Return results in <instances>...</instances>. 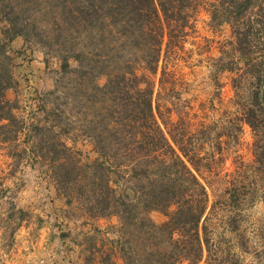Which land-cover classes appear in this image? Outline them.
<instances>
[{
	"label": "trees",
	"instance_id": "16d2710c",
	"mask_svg": "<svg viewBox=\"0 0 264 264\" xmlns=\"http://www.w3.org/2000/svg\"><path fill=\"white\" fill-rule=\"evenodd\" d=\"M192 2L0 0V140L15 141L24 128L15 111L19 99L10 96L20 85L21 50L12 43L21 37L25 48H44L47 61L56 55L61 79L75 75L72 89L91 103L93 115L77 123L61 105L58 123L38 126L59 138L39 143L67 204L77 202L94 218H116L112 250L124 264H231L217 255L209 220L229 211V226L237 230L252 196L248 181L219 170L245 123L254 134L253 172L264 177V0L210 3L211 23L231 28L216 66L232 73L236 106L217 135L210 123L189 128L169 114L177 90L167 64L194 28ZM65 84L61 96L68 105ZM69 137L92 147L70 145ZM154 210L167 219L154 220ZM93 249L87 261L96 258ZM112 254L101 256L102 264H113Z\"/></svg>",
	"mask_w": 264,
	"mask_h": 264
},
{
	"label": "rangeland",
	"instance_id": "374dc122",
	"mask_svg": "<svg viewBox=\"0 0 264 264\" xmlns=\"http://www.w3.org/2000/svg\"><path fill=\"white\" fill-rule=\"evenodd\" d=\"M211 1L192 2L194 28H189L190 33L167 64L170 80L175 81L177 90L168 105L172 109L169 112L171 119L180 118L189 128L210 123L217 135L224 131L223 125L236 113V106L232 73L220 71L216 66L223 44L232 32L228 24L211 23ZM12 45L21 50L16 67L20 85L16 92H10V96L19 99L15 111L24 119V128L15 141L0 140V264H80V259L82 264H99L95 260L109 251L113 253V264H121L122 257L112 250H115L113 240L118 237L113 228L116 218H94L84 214L77 202L67 204L50 174L51 162L45 156L47 148H42V142L39 143L41 139L59 138L58 132L38 126L47 125L49 119L58 123L56 114L61 105L66 107L67 119L77 123L79 119L93 115L91 103L84 94L72 89L77 81L75 75L61 79L56 55L47 61L44 48H25L21 37ZM67 81L70 82L68 105L61 96ZM159 88L157 83V90ZM162 105L166 107V104ZM45 107L54 112L45 111ZM66 140L70 145L92 147L85 140L78 139L76 143L71 137ZM224 151L225 158L219 166L221 175L245 179L254 190L239 214L237 230L229 226L231 212L220 210L211 216L210 235L216 253L231 264H264V177L253 172L255 155L251 126L243 124L239 139L232 140ZM116 175L114 179H121ZM214 199L211 192V202ZM150 216L157 222L167 219V215L157 210L151 211ZM92 247L97 249L95 262L86 260L94 250ZM41 258L46 262H41Z\"/></svg>",
	"mask_w": 264,
	"mask_h": 264
},
{
	"label": "crops",
	"instance_id": "0c3cea01",
	"mask_svg": "<svg viewBox=\"0 0 264 264\" xmlns=\"http://www.w3.org/2000/svg\"><path fill=\"white\" fill-rule=\"evenodd\" d=\"M98 258H99V259H97V260H95V261H96V262H98L99 264H102V262L100 261V258H101V256H100V257H98ZM81 261H82V260L80 259V261H79V262H80V264H82V263H83V261H82V263H81ZM95 261H94V262H95ZM79 262H78V263H79ZM84 264H86V263H84ZM103 264H104V263H103ZM121 264H123V262H121Z\"/></svg>",
	"mask_w": 264,
	"mask_h": 264
},
{
	"label": "built area",
	"instance_id": "2783aa9c",
	"mask_svg": "<svg viewBox=\"0 0 264 264\" xmlns=\"http://www.w3.org/2000/svg\"><path fill=\"white\" fill-rule=\"evenodd\" d=\"M41 262H46L45 258L40 259Z\"/></svg>",
	"mask_w": 264,
	"mask_h": 264
}]
</instances>
